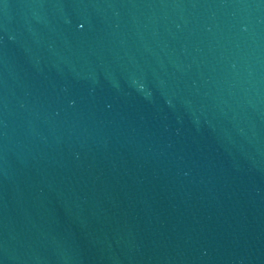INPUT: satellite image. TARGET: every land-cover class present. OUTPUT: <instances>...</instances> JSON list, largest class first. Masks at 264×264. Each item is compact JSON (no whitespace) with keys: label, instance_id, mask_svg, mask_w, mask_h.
<instances>
[{"label":"water","instance_id":"95a60500","mask_svg":"<svg viewBox=\"0 0 264 264\" xmlns=\"http://www.w3.org/2000/svg\"><path fill=\"white\" fill-rule=\"evenodd\" d=\"M0 264H264V0H0Z\"/></svg>","mask_w":264,"mask_h":264}]
</instances>
